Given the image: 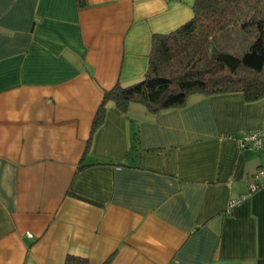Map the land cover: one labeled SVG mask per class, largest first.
<instances>
[{"label":"crops","instance_id":"crops-1","mask_svg":"<svg viewBox=\"0 0 264 264\" xmlns=\"http://www.w3.org/2000/svg\"><path fill=\"white\" fill-rule=\"evenodd\" d=\"M193 0H0V264H264V99L107 107ZM233 199H239L229 208Z\"/></svg>","mask_w":264,"mask_h":264},{"label":"trees","instance_id":"trees-1","mask_svg":"<svg viewBox=\"0 0 264 264\" xmlns=\"http://www.w3.org/2000/svg\"><path fill=\"white\" fill-rule=\"evenodd\" d=\"M83 7L85 0H77ZM192 17L165 34H153L148 67L131 84L103 90L85 151L109 105L125 112L139 103L151 113L185 106L194 94L239 92L264 99V0H193ZM66 263L85 264L71 255Z\"/></svg>","mask_w":264,"mask_h":264},{"label":"built area","instance_id":"built-area-1","mask_svg":"<svg viewBox=\"0 0 264 264\" xmlns=\"http://www.w3.org/2000/svg\"><path fill=\"white\" fill-rule=\"evenodd\" d=\"M239 143L243 149L249 148L255 151L264 150V131H262L260 128L254 129L253 131L246 133ZM261 186H264V171L259 169L252 175L251 181L247 187V192L243 193L239 199L246 198L250 193ZM239 199L231 200L229 203V208Z\"/></svg>","mask_w":264,"mask_h":264}]
</instances>
